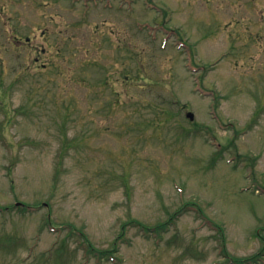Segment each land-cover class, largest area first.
<instances>
[{"label":"rangeland","instance_id":"rangeland-1","mask_svg":"<svg viewBox=\"0 0 264 264\" xmlns=\"http://www.w3.org/2000/svg\"><path fill=\"white\" fill-rule=\"evenodd\" d=\"M128 5L0 0V264L264 255V0Z\"/></svg>","mask_w":264,"mask_h":264},{"label":"trees","instance_id":"trees-1","mask_svg":"<svg viewBox=\"0 0 264 264\" xmlns=\"http://www.w3.org/2000/svg\"><path fill=\"white\" fill-rule=\"evenodd\" d=\"M161 225H163V226H158V225L156 226L155 225L152 228L155 232L158 233V232H160V230L162 231L167 225H169V221H168V223H163ZM140 227L145 229V230H151L152 229L151 226L142 225V224ZM100 252L102 253L103 251H100ZM263 257H264L263 254H254V255L251 254V255H249L245 258H242V259L236 258V260H239V262L246 261L247 263H250V264H256V263H259V261H261V259Z\"/></svg>","mask_w":264,"mask_h":264}]
</instances>
